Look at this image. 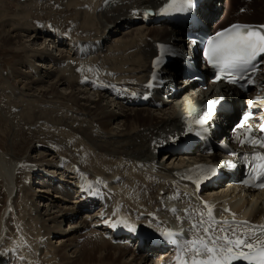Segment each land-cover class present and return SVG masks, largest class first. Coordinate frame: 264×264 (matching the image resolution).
Instances as JSON below:
<instances>
[{"label":"bare ground","instance_id":"6f19581e","mask_svg":"<svg viewBox=\"0 0 264 264\" xmlns=\"http://www.w3.org/2000/svg\"><path fill=\"white\" fill-rule=\"evenodd\" d=\"M18 1L21 3V5L19 4L20 10L18 9L20 12L18 11L19 14L12 18L7 12L10 7L8 8L7 4L1 5L0 40L9 51H13L12 47H20V51L14 53L16 56H20L24 52L28 57L38 60V63L33 60L37 67L33 77L31 74L30 77L27 75L31 70L20 73L24 78V81L21 82L23 83L22 86L27 93L30 94L31 92L34 99L47 98L48 101L52 102L64 100L72 108L69 110L65 107L63 110L40 109L30 101L27 104L30 109L27 112L24 111L25 113L21 112L20 120L28 126H39L45 121L46 123L52 122V124L55 122V126L61 128H68L72 134L68 143L75 142V145L81 148L80 158L83 162L73 161L75 162L73 165L69 160L62 161V156L58 155L55 157V160L60 158L57 164L51 162V159L47 160V158L39 160L44 162L45 166L32 164L33 168H30L32 174H30L29 169L28 180L30 183L27 187L25 185L24 188L22 187L23 199H26V206L30 204V201H38L39 205H34V211L32 209L29 211L25 206H21L20 215H16L15 222L12 226H8L11 233L16 232L13 239H8L14 249L6 251V253L0 250V264H5L4 257L7 256V252L13 253L14 264H36V261L40 264L41 258L44 260L47 257L41 256L42 251H39L36 244H33L35 236L39 233L42 238L46 237L41 241L46 246L43 252L53 255L51 262H45V264H163L161 260L166 256L165 253L160 254L158 259L154 260L148 258L147 252L137 254L136 250L126 247L127 245L114 244L111 242L112 239L104 238L101 234L93 235L92 231L98 229V224L90 225L91 219H85L78 225H71V221L80 215V211L86 207L92 209L94 202H82L81 204L83 198L80 199V196H73L74 198H72L70 196L72 190L70 184H65L64 189L54 187V191H52V182L49 181L46 189L41 188L32 192L31 182L36 179L41 185L44 182L42 179L44 175L39 176L38 173L35 176V173L40 169L42 172H49L47 171L48 167H58L61 177L68 179L79 177L84 169L87 171L91 169L95 176L98 175V182L95 186L102 187L100 177L104 176L109 178L117 187L115 210L112 213L107 212L114 223H111V226L121 224V220L116 218L118 210L123 211L128 218H143L144 226L149 225L157 229H164L167 227V217L182 218L185 211L182 208L189 207L192 202V200L185 202L182 198L180 201L177 200L179 196L177 190L179 189L184 193L181 187L186 186V184L182 181L183 177L175 175L176 168L189 171L198 159L223 163L225 156L216 154L197 158L196 155H169L164 153L163 156L166 160L163 163L160 161L155 164L156 156L160 150L168 147L173 137L177 135L182 119L191 110L200 106L207 98L206 96L212 97L218 90L225 92L227 90L224 86L219 87L215 84L207 85L206 89L197 84H192L175 96L169 105L158 109L131 105V101L126 99V91L139 93L144 89L143 82L147 79L151 69V60L156 55L154 46L156 40L174 37L173 29L169 26H159L158 24L146 26L144 24L143 18L148 15L149 9H153L154 12L150 16L155 17L161 0H88V2H85L87 0H74L77 5L73 7L75 11L77 10V21L83 29L87 30L84 34L88 36L77 39L71 48V56L61 52L62 57L54 56L48 47H43V44L39 48H36L34 44L36 45L43 36H47L46 38L51 36L52 38L55 37V43L52 42L53 47L59 46L63 41L71 40V38L65 37L66 35L63 33L56 31L48 33L49 31L45 29L46 35L42 33V36L40 33V37H38L39 32L38 34L32 32L28 36L33 41L27 45L26 42L31 40L24 41L23 32H28L26 30L32 27V24L27 21L28 9H30L28 4L34 3L35 0ZM215 1L222 6V11L220 12V20L211 27L212 32L236 22L264 24V0H226L225 3L222 0ZM238 3H242L246 8L242 15L233 14L234 5ZM87 4L90 5L89 10L85 9ZM88 11H91L93 16L88 15ZM230 15L235 16L236 20L225 23ZM15 22L19 23L21 27L15 25ZM126 25H133V28L124 31L121 38L109 39V34L118 32V29L124 28V26L126 28ZM80 32L82 31L80 30ZM60 38L62 42L57 45L56 42ZM57 51L60 52V50ZM47 60L49 62H46ZM48 63L50 64L48 68L51 70L46 69L44 72L42 68L46 67ZM52 64L55 68H52ZM82 71L94 77L95 80H87L85 77H81ZM67 89L71 91H63ZM91 90L96 92L92 93ZM105 94L119 98L117 101L114 99V107L106 99ZM263 95L264 87L261 88V85L258 84L246 98L238 97L234 99V102L237 103V107L241 106V103L246 107L255 96H259L260 100L251 103L250 106L258 111V115H261L264 114V111L261 110L264 107ZM17 100L19 98H16L15 102ZM15 102L11 108L20 106ZM21 143L23 141H20ZM6 146L4 145L2 149L0 147L3 150L0 151V175L6 190L11 194L19 180L20 165L31 162L30 156L26 154L34 145L27 146L26 149L21 145L19 147L17 142L4 149ZM46 165L50 166L47 167ZM83 165L85 166L83 167ZM150 165L157 168L156 177L146 170ZM50 174H46V176ZM170 175L173 177L171 180L168 178ZM83 185L86 186L84 183ZM240 188L231 184L220 187L218 191L221 192V195L218 196L217 200L222 201L224 205L228 204L240 218H249L257 223L264 221V190L257 191L250 196L249 193L242 191L244 188ZM50 192L56 193L55 198H59L58 201L63 206L58 207L57 211H53L54 207L52 205L51 208L50 204L48 206L50 208L46 209L45 214L42 215L39 213L38 207L48 205L44 203V199L47 201L51 199ZM191 192L190 195H192ZM236 195L238 197L233 199ZM171 196H174L175 200H170ZM67 200L70 201V204L66 202ZM54 206L57 207V205ZM169 206H174L180 210L177 214L172 213L168 208ZM195 210L198 212V217L201 218L204 210L197 202ZM66 221H69V228L61 230L60 227ZM209 225L216 234H222L219 232L220 226L216 227L212 224L207 226ZM85 226L90 227L89 231L91 232L88 233L92 234L79 247L76 245V241ZM73 227L80 229L74 230V232L71 229ZM69 229L71 230L69 231ZM53 234H62V236L54 238L52 237ZM228 234L231 235V232L229 231ZM250 242L254 243L255 241L250 240ZM57 244L64 246L59 247ZM69 246L79 247L80 250L71 251V255L65 254L64 251H67ZM163 250L164 247L151 248L154 253ZM73 254L75 255L73 256Z\"/></svg>","mask_w":264,"mask_h":264},{"label":"rangeland","instance_id":"374dc122","mask_svg":"<svg viewBox=\"0 0 264 264\" xmlns=\"http://www.w3.org/2000/svg\"><path fill=\"white\" fill-rule=\"evenodd\" d=\"M222 1H223V3H225L226 0H222ZM85 2H88V0ZM24 3H26V1H24ZM242 3H238V4L234 5V9H233L234 13L233 14H238V15L244 14V11L246 8H245V6L242 5ZM6 4H7L8 8L10 7L7 12L9 13V16L11 18L16 16V14H19V12H20L19 11L20 10L19 4L21 5L20 1H18V0H0V8H1V5L3 6ZM75 5L76 4L74 3V0H35L34 3H29L28 6L30 9H28L29 15L27 14L28 15L27 21H29L32 24V25L30 24L32 27L29 26L30 28L26 30L28 32H23L24 41H28L30 39L28 35H31L32 32L36 33V34H38V32H39L38 37H40V33L42 35V33H44L45 29L49 31L48 33H50L51 31H54V30L55 31L66 30V31H64L65 33H71L73 31L74 32V33L72 32L73 34H75V30L78 29L76 32H80V30L82 32H80L78 34L76 33L75 37H78L79 34H81V33H83V35L80 36L81 38L88 36V35L84 34L87 32V30L83 29L80 26L81 24L77 21L78 20L77 10L75 11V9L73 8ZM89 7H90V5H89ZM85 9L89 10V8H85ZM87 14L90 16H93V13H91V11H88ZM219 20H220V17H219ZM235 20H236V17L230 15L227 18V20L225 21V23H230V22L235 21ZM16 24H17V26L19 25V23L15 22V25ZM44 27H46V28H44ZM22 28H24V27H22ZM124 28H125V26H124ZM124 28L122 27L121 29H118V32H116L115 34H109L108 35L109 39L112 40V37L114 40L121 38V36H123V32H121V31ZM35 29L37 31H33ZM43 35H46V33H44ZM116 35H118V36H116ZM46 37L47 36L41 37V39H39L37 41L36 45L34 44V46H36V48H39L40 46H42L41 44H43V47H48L51 50V53L54 54V56L59 55V57L60 56L62 57L61 52H63L67 56H71L70 55L71 51L67 52L69 50V47L68 48L65 46L59 47L62 43L60 45L58 44L59 46L53 47L52 42L55 43V40H53V39H55V37L52 38L51 36H49L52 39H50L49 37L48 38H46ZM67 38L69 39L70 37L67 36ZM32 41L33 40L26 42L27 45L32 43ZM2 43L3 42H1V40H0V147H1V149L4 147V145L5 146L9 145L11 147L13 144H16V142L18 143L19 147L21 145V146H23L24 149L30 147L31 145H34L32 148H30L29 153L26 154V155L30 156L31 162H26V164L20 165L21 169L19 170V180L17 181L18 183H17V186L15 188V191L17 193L16 194H15V192L13 193L14 199H13V202L11 204L13 205V207L15 209L17 207L18 208L17 210L19 211V210H21L20 205L24 202L23 195H22L23 194L22 189L25 187L24 185L26 184V182H24V179L27 176L29 167L33 168L32 164H34V166H36V165L45 166L44 162L39 161L43 158H47V160L51 159L52 160L51 162H54V164L55 163L57 164L60 158L55 160V157L58 156L59 154H62L63 157H64V155L67 156L66 154H69L71 156L70 157L71 160L73 159V161H76L77 163L78 162L81 163V162H83V160H81L82 158H80V156H81L80 149L81 148H79L78 145H75L76 144L75 142L68 143V141H69L68 139H71V137H72V134L70 133L68 128H66V127L61 128L57 125L55 126V124H56L55 122H53L54 124H52V122L46 123L45 121H43L39 126H28V125H25L24 122H21V120H20L21 118L19 116L24 111L27 112L30 109L29 108L30 106L27 105L28 102L30 103V101H32L35 106L37 105L38 108L46 109V110L51 109V108L56 109V110H60V109L63 110L64 107L67 110H69L72 108H70V104L64 100H62L61 102H60V100L57 102L56 101L55 102L48 101L47 98L39 100L37 98L34 99V96L31 94V92H30V94L27 93L25 88L22 86L23 83H21V82L24 81L23 80L24 78L20 73H24L26 70L27 71L31 70L29 72V74H27V75L29 77L32 75V77H33L34 72L37 71L36 70L37 67L35 64L38 60H35L34 58H30V56L28 57V55L25 54L24 52L22 53V55L16 56L14 53H17L18 51H20V47H12L11 49H13V51H9L6 48L7 46H5L4 43L3 44ZM57 50H60V52H58ZM33 60H35L36 62ZM46 62H49V61L47 60ZM32 63H34V64H32ZM49 66H50V64L48 63V65L46 67L42 68L44 70V72L46 69L51 70L48 68ZM52 66H53V64H52ZM52 68H55V67L53 66ZM45 75H46V73H45ZM52 77L54 78V76H52ZM63 91L64 92H70L71 90L67 89V90H63ZM93 92H96V91L94 90V91H92V93ZM105 97H107L106 99L108 101H110L114 107V105H115L114 99L111 96H108L107 94H105ZM16 98H19V100H17L15 102ZM115 101H117V100H115ZM14 102L20 106L17 108L16 107L11 108V106L14 105ZM115 110L118 111L117 109H115ZM12 121H13V123H12ZM64 128H65V131H64ZM2 136L4 137V139ZM20 141H23V143L20 144ZM34 142H35V144H34ZM30 143H31V145H30ZM7 146L4 149H6ZM1 149H0V151H3ZM55 150H57V151H55ZM160 156L161 157H160L159 161H162V163H163L164 157L162 155H160ZM73 163H75V162H73ZM31 165H32V167H31ZM46 166L48 167L50 165H46ZM84 166L85 165H83V167ZM30 171H31L30 174H32V169H30ZM67 175H68V173H67ZM28 179H29V173H28ZM33 180L34 181L31 182V186H30L32 188V190H31L32 192L33 191L35 192V190L41 189V188L46 189L45 187H48V185H49V182H47V185L46 184L40 185L36 179H33ZM96 185H97V183H96ZM19 191H20V193H18ZM55 194L53 192H50L49 195L52 196L51 199H49L48 201L46 199H44V203H47L48 205L46 207L45 206L43 207L41 205H40V207H38L40 214L44 215L45 214L44 212L46 211V209H48L50 207L52 208V205L54 207L52 209L53 211H57L58 207L63 206V204L58 201L60 199L55 198ZM72 198H74V197H72ZM39 199H41V198H39ZM9 200H10L9 192L6 190L5 183L3 182L2 176L0 175V206H1L0 207V222H1L2 218H4L3 213L7 209V203L9 202ZM33 201H35V198H33ZM31 202L32 201H30L28 208L31 207L32 211H34V209H33V208H35L34 205L37 204V206H38L39 203H37L38 201H35L32 203ZM66 202L70 204V201L67 200ZM50 204H51V206L48 207ZM54 205H57V207ZM24 206H25V204H24ZM13 212H14V210L11 213H13ZM19 213H21V212L19 211L17 215H20ZM34 216L36 217V215H34ZM83 220H85V219H82V221ZM14 222H15V218H14ZM67 222L68 221H66L62 224V226L60 227L61 230H64V229L66 230V228L67 229L69 228V224ZM72 222H76V221H71V223ZM9 223H10V221H8V224ZM12 224H11V226H12ZM2 225H3V222L1 223V227H0L1 232H2ZM71 225H73V224H71ZM71 229H73V231H74V230H78L80 228L78 227V228H71ZM71 229H69V231ZM14 235H16L15 231L11 233V237L9 236V239H13ZM59 236H62V234H53L52 235V237H55V238H57ZM79 236H81V233H79ZM54 240L57 242L56 239H54ZM57 245H59V247H61L63 244H61V245L57 244ZM76 245L81 247V245L78 242H76ZM79 247L73 248L72 246H69L67 248V251H64V253L71 255L73 251L80 250ZM126 247H128V246H126ZM74 255L75 254H73V256ZM74 258H76V257H74ZM148 258H150V256ZM45 260L46 259H44V261Z\"/></svg>","mask_w":264,"mask_h":264},{"label":"snow or ice","instance_id":"6c2138e0","mask_svg":"<svg viewBox=\"0 0 264 264\" xmlns=\"http://www.w3.org/2000/svg\"><path fill=\"white\" fill-rule=\"evenodd\" d=\"M181 5L180 10H190L193 7V0H178ZM177 7V0H173L172 4H169L164 9L165 12L174 10ZM207 61L213 67L219 68L222 74L231 75V69L246 68L248 65H252L255 69L253 61L257 56L264 54V26H260V30H253L252 26L235 24L230 26L221 32H217L208 42ZM156 64H160V60L156 61ZM254 74V73H253ZM217 79H220L218 76ZM240 79H246L248 83H253L251 74L245 77L241 74ZM230 83H237V79L232 78ZM218 101L212 102L209 107V111L205 112L202 118L193 121V123L200 125L202 128L211 119V109ZM249 117L245 116L247 120ZM207 131V129H204ZM247 134L253 132L252 128L245 130ZM239 139V136L237 137ZM241 143H251L253 145H259L264 147V138H253L250 135L245 140H241ZM255 160L260 161L258 165V171L252 177L253 181H260L264 177V155L256 153ZM200 169L199 174L196 176V184L199 186L202 179H207L209 176L215 174V169L210 166H198ZM192 179L191 176L188 177ZM257 187L264 188V182L256 183ZM121 223H124L121 220ZM225 225H229L230 222H223ZM247 221L236 222L234 219L231 222L230 227H222L219 232L222 234H216L211 225L202 227L203 222H200L204 236L200 238L190 239L180 244L179 253L177 255V264H233V261L243 260L248 264H264V241H259L256 244L250 242L251 238L257 235L264 234V226H258L260 232L255 230L251 232L241 231L240 229L247 225ZM132 229L135 225H126ZM193 228H197V225H193ZM231 232V235L228 232ZM164 237L169 240H175L176 233L171 230H166L162 233ZM247 249L248 251H244Z\"/></svg>","mask_w":264,"mask_h":264}]
</instances>
